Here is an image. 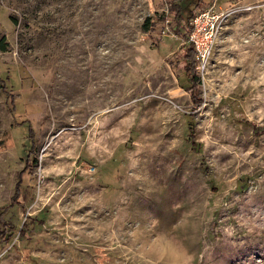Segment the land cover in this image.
Listing matches in <instances>:
<instances>
[{"label": "rangeland", "instance_id": "374dc122", "mask_svg": "<svg viewBox=\"0 0 264 264\" xmlns=\"http://www.w3.org/2000/svg\"><path fill=\"white\" fill-rule=\"evenodd\" d=\"M197 1L0 0V264H264V0H203L196 106Z\"/></svg>", "mask_w": 264, "mask_h": 264}, {"label": "trees", "instance_id": "16d2710c", "mask_svg": "<svg viewBox=\"0 0 264 264\" xmlns=\"http://www.w3.org/2000/svg\"><path fill=\"white\" fill-rule=\"evenodd\" d=\"M171 1V9L173 10L174 14H175V19H176V24H177V30L180 32V30L183 29V27H185L188 23L186 22L185 16H184V11H183V6L182 3L184 0H169ZM205 5V2L203 0H198L196 2V4L194 5V8L190 11V15H189V25L187 26V34L185 36H188L191 31H192V26H191V21L192 19L195 17L194 11L195 10H202L203 7ZM150 20L147 21V24H149ZM180 57H176V64H182L183 65V69L185 72V75L187 77V80L190 84L189 87H187L185 89V92L190 96L191 100L193 101L194 105H199L201 103V100H197V92L199 89V84H200V75L197 72V61H196V56H195V51L192 45H188V47L182 49L181 54L179 55ZM34 136V132L31 129L30 131V137L32 138ZM33 153V147L29 152V155L27 157L26 160V166L24 168V170H22L19 173V180L17 182L16 185V189H15V195H14V201L19 200V196L21 194V185L23 182V177L26 173V171L30 170L31 167L33 166L34 163L37 162V160L32 161L31 160V154ZM15 204H10L9 207L5 208L4 210H2V212L0 213V217L2 218V216L5 215V212L12 208ZM4 226L3 228H7V224L5 219L3 220L2 223ZM2 235V234H1Z\"/></svg>", "mask_w": 264, "mask_h": 264}, {"label": "built area", "instance_id": "2783aa9c", "mask_svg": "<svg viewBox=\"0 0 264 264\" xmlns=\"http://www.w3.org/2000/svg\"><path fill=\"white\" fill-rule=\"evenodd\" d=\"M228 5L234 6L231 3ZM227 19L226 11L210 8L198 11L191 21L192 31L188 35L187 44L194 48L200 81L204 80L208 72L216 40Z\"/></svg>", "mask_w": 264, "mask_h": 264}, {"label": "crops", "instance_id": "0c3cea01", "mask_svg": "<svg viewBox=\"0 0 264 264\" xmlns=\"http://www.w3.org/2000/svg\"><path fill=\"white\" fill-rule=\"evenodd\" d=\"M203 10V9H202Z\"/></svg>", "mask_w": 264, "mask_h": 264}]
</instances>
